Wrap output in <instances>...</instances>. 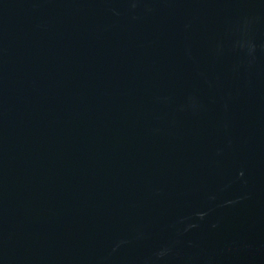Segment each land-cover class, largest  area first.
<instances>
[{"label":"water","instance_id":"1","mask_svg":"<svg viewBox=\"0 0 264 264\" xmlns=\"http://www.w3.org/2000/svg\"><path fill=\"white\" fill-rule=\"evenodd\" d=\"M0 264H264V0H0Z\"/></svg>","mask_w":264,"mask_h":264}]
</instances>
